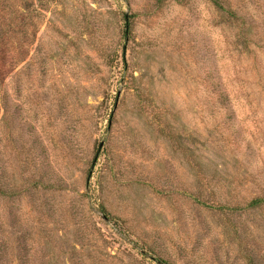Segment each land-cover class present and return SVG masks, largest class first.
Segmentation results:
<instances>
[{"label": "rangeland", "instance_id": "374dc122", "mask_svg": "<svg viewBox=\"0 0 264 264\" xmlns=\"http://www.w3.org/2000/svg\"><path fill=\"white\" fill-rule=\"evenodd\" d=\"M232 2L0 0V264H264V0Z\"/></svg>", "mask_w": 264, "mask_h": 264}, {"label": "trees", "instance_id": "16d2710c", "mask_svg": "<svg viewBox=\"0 0 264 264\" xmlns=\"http://www.w3.org/2000/svg\"><path fill=\"white\" fill-rule=\"evenodd\" d=\"M219 11L226 17L235 16V8L232 0H212ZM130 21L127 22V28H130ZM5 98V96H4ZM216 103L218 105L224 106L231 103V98L228 96L226 91L220 92L217 97H215ZM249 208L252 210H263L264 209V194L260 193L254 198L251 203H249Z\"/></svg>", "mask_w": 264, "mask_h": 264}]
</instances>
